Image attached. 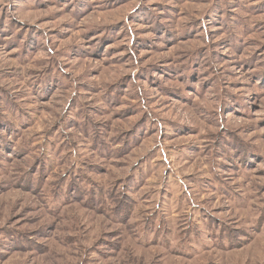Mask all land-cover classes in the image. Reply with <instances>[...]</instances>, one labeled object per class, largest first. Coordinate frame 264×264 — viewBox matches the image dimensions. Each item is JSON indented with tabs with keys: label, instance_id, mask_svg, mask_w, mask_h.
Returning a JSON list of instances; mask_svg holds the SVG:
<instances>
[{
	"label": "rangeland",
	"instance_id": "1",
	"mask_svg": "<svg viewBox=\"0 0 264 264\" xmlns=\"http://www.w3.org/2000/svg\"><path fill=\"white\" fill-rule=\"evenodd\" d=\"M0 264H264V0H0Z\"/></svg>",
	"mask_w": 264,
	"mask_h": 264
}]
</instances>
